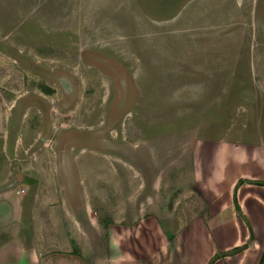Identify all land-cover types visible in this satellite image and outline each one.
Instances as JSON below:
<instances>
[{"label": "rangeland", "instance_id": "rangeland-1", "mask_svg": "<svg viewBox=\"0 0 264 264\" xmlns=\"http://www.w3.org/2000/svg\"><path fill=\"white\" fill-rule=\"evenodd\" d=\"M7 77L1 236H24L39 264H109L117 221L209 215L195 143L264 153V0H0Z\"/></svg>", "mask_w": 264, "mask_h": 264}, {"label": "crops", "instance_id": "crops-1", "mask_svg": "<svg viewBox=\"0 0 264 264\" xmlns=\"http://www.w3.org/2000/svg\"><path fill=\"white\" fill-rule=\"evenodd\" d=\"M195 147L196 188L209 215L198 213L183 221L152 210L133 220L132 231L117 221L122 228L110 240L120 251L105 257L109 264H208L212 258L210 264H264V184L249 180L256 179V172L264 175V153L256 156L244 146L218 139ZM10 229L8 224L0 228L4 233ZM26 240L17 233L1 236L0 264H39Z\"/></svg>", "mask_w": 264, "mask_h": 264}, {"label": "flooded vegetation", "instance_id": "flooded-vegetation-1", "mask_svg": "<svg viewBox=\"0 0 264 264\" xmlns=\"http://www.w3.org/2000/svg\"><path fill=\"white\" fill-rule=\"evenodd\" d=\"M0 85H1V87H3L2 88V91L5 93V94H10V93H14V91H15V87H17L18 85L16 84V83H14L13 82V78H9V77H7V78H5L1 83H0ZM41 91L43 90L45 93H47V94H50V93H52V89L51 88H49V87H47L46 85H42L41 87ZM1 91V92H2ZM27 92H24V95L26 94ZM41 92H39V94H40ZM42 96V95H41ZM42 97H44L45 98V96L43 95ZM23 103H25V104H29V102H27L26 101V99L24 98V102ZM24 104V105H25ZM31 104H29V106H27V108L29 109V108H31V106H30ZM43 112H44V109L42 110ZM93 123V122H92ZM91 124V123H90ZM12 125H14V124H12ZM73 126H75V127H77V128H81L78 124H69V126H68V128H75V127H73ZM14 127V126H13ZM86 127H89V126H86ZM91 127V126H90ZM12 127L11 126H9V125H7V130H6V133H7V138L9 139V140H12L13 139V137H14V135H15V132L11 129ZM67 128V129H68ZM84 127H82V129H83ZM64 129H66V127L64 128ZM63 129V130H64ZM66 129V130H67ZM89 129V128H88ZM61 143V142H60ZM71 146V145H70ZM74 149V148H73ZM72 149V150H73ZM67 151H68V155H69V161H71V163H70V166L72 167H74L76 164L73 162L74 160H75V157H74V155H73V153H72V150L70 151V147L69 148H67L66 149ZM71 153V154H70ZM68 155H66L65 157L67 158L68 157ZM70 157H71V159H70ZM62 163L63 164H65V163H67L68 164V162L66 161V160H64V159H58V165H59V167L61 168V166H62ZM58 167V168H59ZM77 167V166H76ZM60 172H61V174H60V176L61 177H64V176H67L66 174H64V176H63V173H65L64 172V169L62 168L61 170H60ZM71 174L73 175V176H76V178H77V176H78V172H77V169L75 168L74 169V171L73 172H71ZM77 180V179H76ZM77 182V181H76Z\"/></svg>", "mask_w": 264, "mask_h": 264}, {"label": "trees", "instance_id": "trees-1", "mask_svg": "<svg viewBox=\"0 0 264 264\" xmlns=\"http://www.w3.org/2000/svg\"><path fill=\"white\" fill-rule=\"evenodd\" d=\"M240 181H241V179L238 180V182L236 183V186H237V184H238ZM255 182H256V181H255ZM256 183H259V182L257 181ZM233 198H234V203H235L236 209L238 210V212H240V209H239V205H238V203H237V199H236L235 192H234V196H233ZM240 213H241V212H240ZM244 246H245V244H243L241 247H244ZM212 259H213V258H212ZM212 259H210V261H209L208 264H210V262L212 261Z\"/></svg>", "mask_w": 264, "mask_h": 264}]
</instances>
